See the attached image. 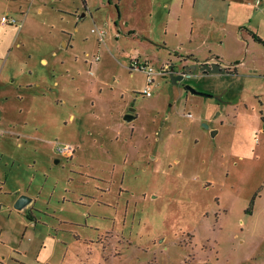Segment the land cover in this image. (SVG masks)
Wrapping results in <instances>:
<instances>
[{"label":"rangeland","instance_id":"1","mask_svg":"<svg viewBox=\"0 0 264 264\" xmlns=\"http://www.w3.org/2000/svg\"><path fill=\"white\" fill-rule=\"evenodd\" d=\"M206 1H200L202 9H208ZM104 2L106 8L101 19L106 35L102 43L88 44L93 37L91 26L97 27L90 17L80 22L76 16L79 22H64L76 40L73 49L68 48V61L71 56L84 58L85 52L89 59L98 61L99 67L80 74L74 123L69 119L73 103L69 92L68 103L55 108L61 125L57 132L51 133L61 143L75 144L81 153L65 160L68 178L63 174L54 192L51 173L38 195L37 205L43 208L42 220L48 226L41 227L42 234L31 237L34 244L39 239L42 241L39 256L25 261L32 264H264V132L257 98L264 95L263 77L258 82L250 81L245 73H253L246 70L238 76L203 74L218 76L216 80L206 79L205 84L183 82L204 93H209L206 89L220 87L218 93L208 97L217 106L211 121L216 126L213 130L218 131L211 136L208 126L212 123L202 121L189 130L186 118L178 116L196 111L182 112L184 104L174 99L177 93L171 84L167 87L155 75V83L150 86L151 97H141L138 93L143 86V75L128 70L132 58L137 57L140 62L148 60L157 67L153 55L158 53L163 61L170 54L174 57L178 39L172 29L183 39L181 53L191 50L192 21L203 22L201 34H210L221 63L231 66L244 63L247 67L255 64L264 68V46L248 34L258 31L264 37V0H212L209 15L201 19L190 17L192 0H121L118 9L123 11L128 24L159 41L151 48L147 38L140 36L115 40V26L107 16L114 13L116 19V9L113 4L108 6L107 0ZM4 4H0V16L8 12ZM82 13L85 12H79L78 17ZM104 23H108L107 27ZM41 35L43 38L38 36L41 41L35 40L30 45L34 51L39 47L40 51L46 50V36ZM27 36L36 37L31 32ZM236 39L241 40L242 47L237 56ZM232 42L233 49L227 46ZM126 52L130 59L124 58ZM77 63L72 57L68 68ZM242 68L245 67L241 65L240 71ZM6 76L0 73V83L6 84ZM94 87L102 90L98 92ZM216 95L221 96L216 98ZM93 100L106 110L105 115L91 109ZM123 108L137 114L132 123L122 121ZM105 122L116 129L117 122H122L118 139L110 141L109 137H102ZM131 126L135 136L127 141ZM103 149L109 152L103 154ZM127 153L123 165L120 161ZM107 157L117 162L114 169ZM36 179L40 185L44 183L43 176ZM50 191L51 198L47 195ZM81 192L83 201L78 200ZM15 217L7 219L0 210V225H5L3 239L11 235ZM33 251L28 254L31 256Z\"/></svg>","mask_w":264,"mask_h":264},{"label":"crops","instance_id":"2","mask_svg":"<svg viewBox=\"0 0 264 264\" xmlns=\"http://www.w3.org/2000/svg\"><path fill=\"white\" fill-rule=\"evenodd\" d=\"M120 1L107 0V5L113 4L116 9V19L114 18V13L107 16L108 18L110 17L115 26L113 29L114 39L118 40L122 37L140 36L147 38L146 43L148 47L151 48L153 45H158L159 41L152 35H144L143 31H138L136 26L128 24V21L123 17V11L121 8L118 9ZM200 1L202 0H192V9L190 10V13H192L190 17L192 19L206 18L209 15V10L212 9V0L205 2L208 9H202ZM104 3V0H71L69 3L68 0H0V4L7 6L8 12H5L6 14L4 15L15 18L16 20L13 24L0 23V29H2L0 32V73L7 74L6 84L0 83V210L5 213L7 219L10 216L15 217L16 215V221L11 228V235L8 239H3L2 232L5 225H0V264H32L30 261L26 262L25 260L37 259L42 248V241L38 238L39 240L34 244V240L31 237L42 234L41 227L48 226L42 220L41 212L43 208L37 205L38 195L42 193V189L51 173L54 179L52 186L54 192L63 174L68 178V165L65 160L67 161L68 158L72 159L77 157L81 153L80 150H77L75 144H73L74 152L70 157L63 156L57 152L56 143L59 142L57 140L58 136L51 132L58 131V127L61 125V119L56 115L55 108L57 109V107L68 103L69 92V97L73 102L71 104L69 119L74 123L77 118L74 113V110L77 109L75 95L79 94L81 86L79 85L81 83L79 79L80 74L81 72L99 66L97 65L98 61L89 59L91 57L88 58L89 55L85 52H83L84 58L80 55L77 57L71 56L68 61V48L73 49L76 40L73 34L68 33V23L64 22H68V20L70 22H79V20L83 22L90 17L89 19H92L97 27L96 31H92L91 26L89 31L93 34V37L88 40V44L96 46V44L98 45L104 41L106 35L104 33V36L100 38L97 33L98 30L105 31L103 29L105 27L102 26L103 20L101 19V12L106 8ZM81 11L85 13H82L78 17ZM76 16L79 20H77ZM202 23L191 22L190 36L193 47L191 50L183 51V53H181L184 44L183 39L177 30L172 29L173 36L178 39L175 56L171 57L170 54L169 59L163 61L158 53L153 55L152 58L158 64L155 68H159L163 64H169L170 67L177 65V70L179 71L181 66L189 64L198 65L201 63L216 62L225 68L224 73L238 76L239 73L247 70V72L253 73V75L251 73H245L246 76L250 77V81L255 82L257 79L256 82H258L261 76L264 79V68L257 67L255 64L252 67H247V64L244 63L236 66L221 63L218 57L219 53L215 51L213 43L210 41V34L208 36H206L207 34H201ZM107 24L104 23L106 27ZM123 25H125V28H123ZM222 31H225V27H222ZM222 31L220 30V33ZM30 32L36 37L27 36ZM43 33L46 36V41H44V48L46 50L40 51L39 49L41 47H39L36 49L38 51H34L30 45L34 44L33 42L35 40L41 41L39 37L43 38V35H41ZM253 33L256 34L255 32H248L252 39ZM139 34H142V36ZM257 34L264 41V37H261L258 31ZM89 37H91V34H89ZM214 40V43L217 44V37ZM240 41V39L239 41L238 39L235 40L237 47L234 49L238 51L235 56L242 51L241 44L239 45ZM255 42L262 44L258 41ZM42 44L43 41L40 43V46L43 47ZM163 44L166 46V41ZM227 46L233 49V42ZM124 55V58L130 59L128 52L124 53ZM72 57L76 58L78 63L68 68V63L71 62ZM98 58V56H95V59ZM143 61L150 63L148 60ZM150 64L153 65L152 63ZM241 65L245 67L242 68L244 69L243 71L239 69ZM140 73L143 75V86L138 95L146 97L142 95V90L145 85V74L143 72ZM155 75H157L156 79L163 80L167 87L168 84L172 85L171 89L177 93V97H174V99L176 102H182L184 104L182 112H188L190 110L196 111L186 113L188 116L178 115L181 118H186L190 124L189 130L198 127L197 124H200L202 121H206L208 124L209 122L212 123V125L208 126V129H216V126L213 124L214 121H211V116L217 106L208 97L205 96L202 98V96L200 97L190 92L185 88L183 82L205 84L206 79H210L211 77L216 80L218 76L202 75L196 70L194 72L195 76L186 75L178 84H172L168 81L169 74L161 75L157 73ZM8 76L10 77V82L8 81ZM154 76L151 86L155 83ZM159 83L161 84V82ZM219 88L216 86L206 90H209V94L218 93ZM94 89H97L98 92L102 90L98 87H94ZM151 91L153 92V88H151ZM257 98L259 99V107H261L260 118L264 132V95L263 97L258 95ZM91 103L92 110L94 109L95 112H100L102 116L105 115L106 110L104 111L97 100H93ZM122 110L123 112L125 111V113H121L122 121L132 123L136 119L137 114L132 111L134 118L130 121L124 120V115L128 110L126 108ZM23 113L24 115H22ZM67 121L68 114L65 123ZM112 125L110 122H105L101 130L102 137L107 136L110 141H113V138L118 139L120 137V126L122 127V122H117L118 129ZM133 128L134 126H131V134L127 138V141L135 136ZM105 131H107V134H105ZM144 135L143 133L142 137H145ZM103 146L104 144H102V148ZM103 151H105V153L102 152L103 154L109 152L108 149H103ZM128 156L127 153V156H124L120 161L121 164H126ZM107 161L114 169L117 164L115 159L107 157ZM42 176V182L44 183L40 185L36 178L41 179ZM20 194L30 196L31 201L23 209L17 210L13 207V202ZM47 195L51 198L52 192L50 191ZM82 197H84V193L80 194L78 200L83 201ZM94 200L97 199L94 198ZM2 204L6 205L2 207ZM46 208L48 209L50 207L47 206ZM32 246H34L33 249H29ZM32 250H34L31 253L33 258L28 254Z\"/></svg>","mask_w":264,"mask_h":264},{"label":"water","instance_id":"3","mask_svg":"<svg viewBox=\"0 0 264 264\" xmlns=\"http://www.w3.org/2000/svg\"><path fill=\"white\" fill-rule=\"evenodd\" d=\"M195 70H198L200 74H206V73H211V74H220L225 72V68L221 67L220 64L216 62H211V63H201L198 65H186V66H181L180 70H177V65H173L170 67V73H169V79L172 84H177L182 81L184 76L186 75H194ZM185 88L190 90V92L197 94V95H202L206 97H211L214 96L209 93H204V92H199L198 90L194 89L190 85H185ZM221 95H216V98H220ZM132 109H129L128 112L124 115V120L130 121L134 118V115L132 114ZM207 127V125H206ZM216 133V130H211L210 134L213 136ZM31 201V197L26 195V194H20L15 201L13 202V207L17 210L23 209L25 206H27Z\"/></svg>","mask_w":264,"mask_h":264},{"label":"built area","instance_id":"4","mask_svg":"<svg viewBox=\"0 0 264 264\" xmlns=\"http://www.w3.org/2000/svg\"><path fill=\"white\" fill-rule=\"evenodd\" d=\"M16 20L15 18L9 17L7 15H3L0 18V23L2 24H13L15 23ZM92 31H96L95 28L91 29ZM97 33L99 34V37L102 38L104 36V31L103 30H98ZM97 58V57H96ZM129 70H135V71H140L145 74V85L142 90V95L149 97L152 94L151 91V84L153 83V76L155 74H164L165 72H170V66L168 64H163L159 68H155L153 65L146 61H141L139 58H132L130 60L129 65H128ZM1 133V130H0ZM56 150L58 153L62 154L63 156L70 157L72 156L74 152V146L70 143H56Z\"/></svg>","mask_w":264,"mask_h":264},{"label":"trees","instance_id":"5","mask_svg":"<svg viewBox=\"0 0 264 264\" xmlns=\"http://www.w3.org/2000/svg\"><path fill=\"white\" fill-rule=\"evenodd\" d=\"M252 37L255 41L261 42L262 44H264V41H262L256 34H252Z\"/></svg>","mask_w":264,"mask_h":264},{"label":"flooded vegetation","instance_id":"6","mask_svg":"<svg viewBox=\"0 0 264 264\" xmlns=\"http://www.w3.org/2000/svg\"><path fill=\"white\" fill-rule=\"evenodd\" d=\"M169 73V72H168ZM167 74V72H165L164 74H161V75H166Z\"/></svg>","mask_w":264,"mask_h":264}]
</instances>
